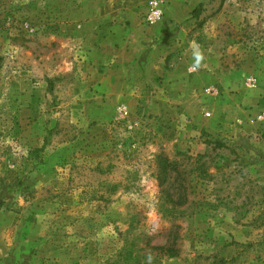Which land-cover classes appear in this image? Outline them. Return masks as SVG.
Here are the masks:
<instances>
[{
    "label": "rangeland",
    "instance_id": "1",
    "mask_svg": "<svg viewBox=\"0 0 264 264\" xmlns=\"http://www.w3.org/2000/svg\"><path fill=\"white\" fill-rule=\"evenodd\" d=\"M162 1L0 0V264H264V0Z\"/></svg>",
    "mask_w": 264,
    "mask_h": 264
},
{
    "label": "crops",
    "instance_id": "2",
    "mask_svg": "<svg viewBox=\"0 0 264 264\" xmlns=\"http://www.w3.org/2000/svg\"><path fill=\"white\" fill-rule=\"evenodd\" d=\"M146 0H61V6L67 12L63 13V24H77L80 26H93V31H101L110 24V19L117 21L118 25L126 24L131 33L132 56L138 52V45L145 44L147 52L139 63H144L150 53L149 43H145V34L140 32L137 16ZM116 24V23H114ZM140 32V33H139ZM130 37V36H129ZM155 40V39H154ZM152 40V41H154ZM159 40V39H158ZM135 58V57H134Z\"/></svg>",
    "mask_w": 264,
    "mask_h": 264
},
{
    "label": "built area",
    "instance_id": "3",
    "mask_svg": "<svg viewBox=\"0 0 264 264\" xmlns=\"http://www.w3.org/2000/svg\"><path fill=\"white\" fill-rule=\"evenodd\" d=\"M171 1V0H167ZM164 16V3L162 0H149L147 11L142 19V25L145 28H152L158 26L163 19ZM246 85L248 88H253L255 86V79L250 77L246 81ZM123 112L122 109H120ZM209 116V114H206Z\"/></svg>",
    "mask_w": 264,
    "mask_h": 264
},
{
    "label": "clouds",
    "instance_id": "4",
    "mask_svg": "<svg viewBox=\"0 0 264 264\" xmlns=\"http://www.w3.org/2000/svg\"><path fill=\"white\" fill-rule=\"evenodd\" d=\"M193 55H194V59H195V64L193 67L198 68L201 65V62L204 60V56L202 54V52L199 50V46L194 45L193 46ZM151 259V257H149V260Z\"/></svg>",
    "mask_w": 264,
    "mask_h": 264
},
{
    "label": "trees",
    "instance_id": "5",
    "mask_svg": "<svg viewBox=\"0 0 264 264\" xmlns=\"http://www.w3.org/2000/svg\"><path fill=\"white\" fill-rule=\"evenodd\" d=\"M151 250H159V251H163L164 248L163 247H152Z\"/></svg>",
    "mask_w": 264,
    "mask_h": 264
}]
</instances>
